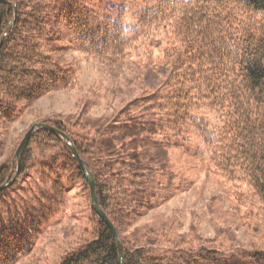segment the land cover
Masks as SVG:
<instances>
[{
  "label": "trees",
  "instance_id": "16d2710c",
  "mask_svg": "<svg viewBox=\"0 0 264 264\" xmlns=\"http://www.w3.org/2000/svg\"><path fill=\"white\" fill-rule=\"evenodd\" d=\"M4 33L0 186L15 180L0 191V264L31 260L78 187L89 201L90 237L58 264H120L115 235L93 209L85 170L68 141L36 129L17 174L22 136L12 137L11 126L39 98L77 83L78 67L61 62L62 52L112 63L141 39L159 49V82L112 116L35 122L63 130L93 172L126 264H264V246L234 256L201 238L196 244L162 229L135 228L179 192L168 152L184 146L180 139L190 143L191 130L234 206L264 203V0H0V41Z\"/></svg>",
  "mask_w": 264,
  "mask_h": 264
},
{
  "label": "rangeland",
  "instance_id": "374dc122",
  "mask_svg": "<svg viewBox=\"0 0 264 264\" xmlns=\"http://www.w3.org/2000/svg\"><path fill=\"white\" fill-rule=\"evenodd\" d=\"M135 47L128 49L120 61L112 63L79 51L62 52L61 62L78 67L77 83L39 98L12 124V137L22 136L23 139L24 132L43 117L97 118L119 112L164 76L158 67L162 60L159 49L144 46L142 39ZM149 61L153 63L151 68ZM188 136L190 143L180 139L184 146L172 147L168 152L174 172L172 180L180 186L179 192L140 218L135 228L162 229L174 237L185 236L196 244L201 238L207 245L226 254L232 252L234 256L264 246V203L256 198L252 207L237 209L222 179L208 171L203 159V141L194 130ZM88 204V198L79 187L69 191L65 207L45 229L47 234L37 241L32 259L22 264H58L66 251L89 238ZM253 207V220L246 221L244 215ZM254 221L258 222L256 226Z\"/></svg>",
  "mask_w": 264,
  "mask_h": 264
},
{
  "label": "water",
  "instance_id": "95a60500",
  "mask_svg": "<svg viewBox=\"0 0 264 264\" xmlns=\"http://www.w3.org/2000/svg\"><path fill=\"white\" fill-rule=\"evenodd\" d=\"M15 20H16V17L13 21V23L11 24V27L15 24ZM6 36V33L3 34L2 38H1V41H0V47L3 43V40ZM38 128H44V129H48L56 134H59L60 136H62L65 140L68 141V144L71 148V151L73 152V155L75 157V159H77L83 166L84 170H85V174H86V177H87V180H88V183H89V186H90V190H91V198H92V207L93 209L98 213V215L102 218V220H104V222L112 229L114 235H115V238H116V241H117V245H118V251H119V260H120V264H126L125 262V257H124V251H123V246H122V241L119 237V234H118V231L114 225V223L112 222V220L109 218V216L107 215V213L104 211V209L100 206L99 204V201H98V197H97V192H96V183H95V178H94V174L93 172L86 166L84 160L82 159V157L80 156L79 152L77 151L76 147L74 146V144L70 141V138L67 136V134L49 124V123H46V122H36L34 123L28 130L27 132L25 133L23 139L21 140V143L16 151V157H17V162H18V167H17V174L19 173L20 171V167H21V161H22V155H23V152L27 146V143L31 137V135L33 134V132L38 129ZM15 178L11 179V177H9L7 179V181L2 184L0 186V191L4 190L5 188H7L8 186H10L13 182H14Z\"/></svg>",
  "mask_w": 264,
  "mask_h": 264
}]
</instances>
